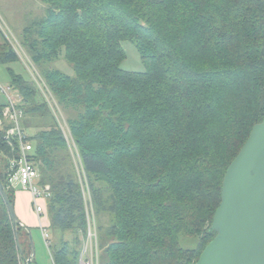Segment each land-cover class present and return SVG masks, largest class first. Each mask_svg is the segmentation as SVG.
I'll use <instances>...</instances> for the list:
<instances>
[{"label": "trees", "instance_id": "16d2710c", "mask_svg": "<svg viewBox=\"0 0 264 264\" xmlns=\"http://www.w3.org/2000/svg\"><path fill=\"white\" fill-rule=\"evenodd\" d=\"M42 1L46 16L23 29L22 45L59 108L75 113L67 124L89 184L99 264H196L216 236L226 171L264 120V0ZM126 40L144 72L121 68ZM62 56L73 76L50 66ZM18 58L0 37V64ZM9 72L22 127H37L29 139L51 190L43 226L56 241L53 264H79L87 216L68 143L33 78ZM4 106L0 181L14 205ZM17 233L23 255L0 192V264L30 256L27 229Z\"/></svg>", "mask_w": 264, "mask_h": 264}, {"label": "water", "instance_id": "95a60500", "mask_svg": "<svg viewBox=\"0 0 264 264\" xmlns=\"http://www.w3.org/2000/svg\"><path fill=\"white\" fill-rule=\"evenodd\" d=\"M0 192L12 219L21 255L17 227L27 229L31 254L23 264H29L35 258L31 229L19 220L1 181ZM211 230L216 236L196 264H264V120L253 127L226 171L221 203Z\"/></svg>", "mask_w": 264, "mask_h": 264}, {"label": "built area", "instance_id": "2783aa9c", "mask_svg": "<svg viewBox=\"0 0 264 264\" xmlns=\"http://www.w3.org/2000/svg\"><path fill=\"white\" fill-rule=\"evenodd\" d=\"M14 45V44H13ZM14 49L18 55L23 53L21 46L17 43ZM32 78L38 85L40 91L51 107L53 113H61L60 108L50 92L49 88L41 78L40 74L34 70L32 71ZM0 94L5 99V106L2 110L4 121L9 123L6 130L5 139L12 152L16 154L9 158V178L8 184L10 188L20 186L23 190L28 191L32 196V206L34 213L43 219L45 213L43 201L50 197L51 190L49 185H42L40 183V176L33 161V144L29 139V135L21 125L23 112L20 110L19 104L21 97L15 89L8 85L3 86L0 84ZM58 122L66 132V141L68 144L71 142L76 147L75 141L70 133L63 128V124L58 118ZM1 123V120H0ZM70 139V141H69ZM81 164V161H80ZM79 182L85 203V212L87 216V239L85 240L83 251L80 257V264H99V249H98V233L96 227V219L94 214L93 202L90 194L89 184L81 164L78 170ZM42 235L45 243L49 246L50 233L49 230L41 225Z\"/></svg>", "mask_w": 264, "mask_h": 264}, {"label": "rangeland", "instance_id": "374dc122", "mask_svg": "<svg viewBox=\"0 0 264 264\" xmlns=\"http://www.w3.org/2000/svg\"><path fill=\"white\" fill-rule=\"evenodd\" d=\"M47 6L48 4H46L42 0H0V37H3L4 39L6 38L8 40L9 45L13 49L14 46H16V44L18 43L21 46L24 53V55L23 54L18 55L19 58L15 61H12L7 64H0L1 85L11 86V76L9 69L12 70L15 74L20 75L21 77H23L25 80L28 81L32 80V71L36 70L40 74L38 66L33 62L28 50L22 45L21 36L23 29L25 27L29 26L31 23L38 21L46 16ZM122 48L125 53V59L121 63V68L128 72H136V73L144 72L146 67L135 45L131 41L126 40L122 42ZM50 66L61 70L63 73L69 76L74 75V69L72 65L63 56L59 60L52 62ZM1 99H2V95L0 94V104L2 103ZM60 111L61 113H57L58 118L63 124V128L68 132L69 127L67 124V118L72 117L75 113L73 110H69L67 111V113L66 112L64 113V111L61 108ZM21 124L23 125L22 121ZM25 129L28 135H33L37 131V127L35 126ZM60 129L62 131L63 136L66 139V134H65L66 132L63 131L61 126ZM10 150L12 149L10 148ZM68 150H69V154L72 157L75 170L77 171L78 174L79 167L81 166L80 154L72 142L68 144ZM49 233H50L49 243L52 246L56 241L52 236L53 234L52 230L49 229ZM31 234L35 247V260L37 264H53L49 248L43 239L41 228L31 229ZM65 238L66 239L70 238L69 233L65 234ZM182 243L185 247H191L192 245H194L193 240L188 238H183Z\"/></svg>", "mask_w": 264, "mask_h": 264}, {"label": "crops", "instance_id": "0c3cea01", "mask_svg": "<svg viewBox=\"0 0 264 264\" xmlns=\"http://www.w3.org/2000/svg\"><path fill=\"white\" fill-rule=\"evenodd\" d=\"M1 101L2 105L5 104L3 96ZM12 189L15 191V211L21 223L29 229L41 228L43 219H40L33 211L31 194L20 186H15Z\"/></svg>", "mask_w": 264, "mask_h": 264}]
</instances>
